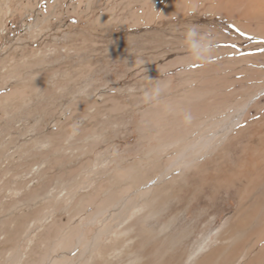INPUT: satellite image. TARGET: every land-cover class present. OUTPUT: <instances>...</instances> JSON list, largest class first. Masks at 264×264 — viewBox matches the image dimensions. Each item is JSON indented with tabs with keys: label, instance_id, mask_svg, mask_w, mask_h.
<instances>
[{
	"label": "rangeland",
	"instance_id": "1",
	"mask_svg": "<svg viewBox=\"0 0 264 264\" xmlns=\"http://www.w3.org/2000/svg\"><path fill=\"white\" fill-rule=\"evenodd\" d=\"M169 1L0 0V264H246L257 256L243 233L227 234L233 193L242 196L247 180L219 183L216 166L230 179L234 143L206 170L146 187L171 161L173 149L162 151L159 140L184 131L175 124L183 115L212 110L226 93L241 104L264 85V41L238 29L244 45L214 36L207 63L185 64L186 37L174 29L181 16ZM213 68L233 75H203ZM157 81L167 87L146 99ZM259 116L263 126L264 93L251 124ZM196 174L204 175L192 181Z\"/></svg>",
	"mask_w": 264,
	"mask_h": 264
},
{
	"label": "bare ground",
	"instance_id": "2",
	"mask_svg": "<svg viewBox=\"0 0 264 264\" xmlns=\"http://www.w3.org/2000/svg\"><path fill=\"white\" fill-rule=\"evenodd\" d=\"M169 6L172 9V13L178 11V14L181 16L177 24H174V29H178V33L179 29H181L180 31L183 35H185L188 26L196 25L200 27L201 31L211 29L212 34L218 40H224L228 43L237 41L240 43L237 44L235 42L237 46L244 45L245 42L243 44V41H245V38L236 35L232 29H238L251 40L262 39L264 41V0H186L184 7L181 6L178 0H170ZM213 26L215 28H213ZM180 33L177 36L181 35ZM178 38H180V36ZM251 43L247 42V44H249L247 47L251 46ZM186 49L184 51H186ZM242 49L244 48L242 47ZM185 54H191L189 48L188 53ZM240 56L242 57L245 55ZM241 59L246 60L247 57H242ZM192 62L195 63L196 61L193 60L191 63ZM225 70L226 68H213L207 71V73H203V75H205V77L211 76V78L212 76L216 78L226 77V79L229 78L230 74L231 76L233 75L232 70H230L231 73H229L230 71L227 68L226 71H229L227 74H225ZM204 83L201 86L205 90L206 95L209 96L214 90H212V87L206 88V84L204 85ZM263 93L264 85L260 90H257L254 95L251 94L252 96L243 99L241 104L231 101V98H228L229 94L226 93L224 96L226 97V95H228L227 99L222 98L223 100H216L215 104L212 106V110L197 109L183 115L175 124H183L184 131L173 136L169 134L170 138L166 140L161 136L163 139L159 140L162 141L159 143L158 148H162V151L168 148L173 149L171 161L155 179L153 178V180L146 185L147 188H150L164 179L170 181V183H175L179 182V180H181L180 178L186 175V173H190V171L195 172L197 169L200 172V169L204 171L206 170V165H210L213 159H219L220 150L224 148L227 150L230 144L234 143L230 149L231 153L229 156H231V159L235 160V163L233 164V169H230L228 172H230L231 176L235 177V179L231 178V176L230 179L223 176V171L227 167L222 166L220 168L219 165L216 166V170L220 175L218 174L216 178L219 183H239L242 180H247L246 185L243 187L242 196L238 195L239 190L233 193V197L235 198V210L229 213L231 216V219H229L231 225L227 231L228 235H233L236 231H240L247 241H253L250 249H254L256 246L259 247L257 256L251 258L246 264H262L264 262V244L262 243L264 241V190L254 197L250 195V192H253L255 187L261 184L264 185V125L258 126V123L262 120L261 116L256 117L257 122L254 124H251L252 121L249 118L250 108ZM202 95L203 94H201L200 97H203ZM211 105L212 103L210 106ZM208 107L209 106H204V108ZM217 110L226 112V114L221 117L220 120L216 118L218 120L214 121L212 116ZM205 114H208L207 117L201 120V123L198 124L197 127L190 128V126H192L191 124H194L195 120L193 119H198ZM171 125H173V123H171ZM244 133L246 134V138L244 139L246 143L244 146L240 147L241 143L236 139L239 136L242 137ZM169 135L167 137H169ZM254 143H258V146H255ZM203 175L204 174H196L189 176L193 181ZM233 197L230 195L229 199ZM243 243L247 242L244 240ZM242 246L241 244L238 248ZM260 255L262 258H259L261 257Z\"/></svg>",
	"mask_w": 264,
	"mask_h": 264
},
{
	"label": "clouds",
	"instance_id": "3",
	"mask_svg": "<svg viewBox=\"0 0 264 264\" xmlns=\"http://www.w3.org/2000/svg\"><path fill=\"white\" fill-rule=\"evenodd\" d=\"M185 44L190 49L191 54L185 57L184 63L188 64L191 61H199L207 63L215 50V37L211 29L201 31L199 26H188L185 31ZM167 87L164 81H157L149 93H146V99H151L159 96Z\"/></svg>",
	"mask_w": 264,
	"mask_h": 264
}]
</instances>
